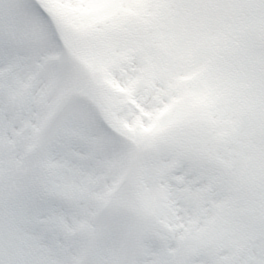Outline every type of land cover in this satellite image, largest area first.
Wrapping results in <instances>:
<instances>
[{
    "label": "snow or ice",
    "instance_id": "1",
    "mask_svg": "<svg viewBox=\"0 0 264 264\" xmlns=\"http://www.w3.org/2000/svg\"><path fill=\"white\" fill-rule=\"evenodd\" d=\"M215 3L264 19V8L253 7L264 0ZM190 103L195 109L203 101ZM219 135L202 130L177 145L176 166L144 202L162 243L141 264H264V152L249 165L226 155ZM105 163L95 152L0 158V264H76L70 244L82 223L99 219Z\"/></svg>",
    "mask_w": 264,
    "mask_h": 264
},
{
    "label": "rangeland",
    "instance_id": "2",
    "mask_svg": "<svg viewBox=\"0 0 264 264\" xmlns=\"http://www.w3.org/2000/svg\"><path fill=\"white\" fill-rule=\"evenodd\" d=\"M123 1L126 0H114V3ZM210 1L214 6H217L215 0ZM253 7L264 8V5L256 4ZM232 17L235 22L228 30H206L194 41L189 43V45L185 46H179V44H175V41L168 42L167 49L171 54L167 57H165L166 53L162 55L165 57L163 63H154V66L148 68L144 67L143 64L139 62H136L135 65L131 63L132 67L128 66L131 70L126 74V76L128 75L126 81L122 82V80H120L122 84L121 90H110L106 95L108 109L102 106L104 110L106 112L114 111L116 108L111 102L115 101L124 104L127 103V98L129 96L134 98V102L132 103L136 105V95H138L139 92L143 94L144 91V87L142 86L143 83L146 85L154 81L156 85L161 86V82L164 78L171 77L175 68H177V73L181 74L184 72L188 73L186 71L192 69V76L186 85L184 84L185 86L183 85L180 90L176 91L170 90V92H165V90H162L161 94L158 96L157 93L154 92L151 95L152 99L148 100V104L143 103L141 105L142 108L159 109V107H161L160 105H162V103H167L172 95L174 99L181 104L183 98L180 95L185 93H181V91L186 90L188 92L191 86L190 84H192V90H197L198 95H204V91L209 90L212 96L216 97L219 95L218 90L225 85L226 82L230 81L236 91L234 92L233 89V92L229 93L231 99L226 104L216 106L215 102H213L212 106H210L207 111L209 117L207 118L208 124H206L207 130L205 131L216 132L220 135L222 134L226 138L228 141L227 145H221L225 149L226 155L231 156L232 154H236L241 157L243 154L245 155L246 163L249 165L253 162L256 163L261 153L264 152V142L253 139L254 133L251 132V129L254 128L255 134L258 137L264 135V115L261 114L262 108L260 107L262 104L264 105V80H262L260 76L261 70L264 72V19L258 18L253 13L247 11L235 12L232 14ZM246 32H248L247 34L251 32L250 40L253 42H246L248 36ZM1 45L3 44H0V47ZM208 47L211 48L210 51H207ZM206 57L216 61L224 68L222 80H214L211 75H204L208 83L217 85L214 90L212 88L210 89L206 83L196 79L201 71L205 72V68L202 66L205 64L203 59ZM10 64L12 65V63ZM250 65L252 72L249 76L247 74V67ZM6 67H10V65L5 64V61L0 62V72H3ZM161 68H163L162 72L159 71ZM109 70L110 69H107L105 71L103 75L104 80H100L102 87H107L106 82ZM244 78L247 80V83L243 86L245 81ZM262 78L264 79V77ZM127 82H129L128 85ZM2 87H4V85H2ZM18 91L22 92V89ZM20 98L21 96H18L15 102ZM100 100L105 101V99L102 98ZM140 102H143L142 99ZM156 104H158L159 107ZM117 118L118 120H122V122L125 119V121L132 124V129L137 131L138 119L135 117V112L127 115L118 114ZM247 118L250 122L252 120L256 121L261 127H257L250 123ZM109 119L116 125L114 118L109 117ZM168 120L171 121L173 118L169 117ZM166 121L167 119H162L158 121V124H163L162 122ZM30 125L31 128L34 129L35 119L34 121H30ZM86 125L90 130L87 123ZM60 130L63 134L71 137L72 134L67 128L63 127ZM220 135L219 140L221 141ZM54 138L56 142H52ZM140 138H147V136L140 135ZM50 140L51 143H49ZM67 144L68 140H62L58 134L52 132L50 137L47 133L46 142L43 147L46 148L47 154L52 155L56 160H62V157L66 154ZM136 145L137 144H135V146ZM81 150L82 153L86 152V149L83 147H81ZM139 156L141 157V154L137 152V158ZM174 158H176V154L171 158L168 157L166 163H163L162 166L165 167L166 173L172 165ZM144 165H149V161ZM113 169L116 170V167L114 166ZM150 173V171L146 170V174ZM150 177H152V175H150ZM97 244H101V242H97L95 245ZM91 253L90 251V254ZM100 257L101 254L97 252L88 258L86 264H98L97 260Z\"/></svg>",
    "mask_w": 264,
    "mask_h": 264
}]
</instances>
